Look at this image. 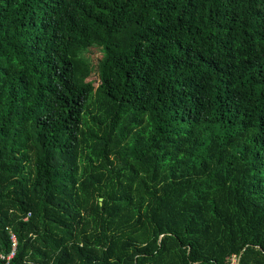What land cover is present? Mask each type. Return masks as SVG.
I'll return each mask as SVG.
<instances>
[{
  "label": "trees",
  "instance_id": "trees-1",
  "mask_svg": "<svg viewBox=\"0 0 264 264\" xmlns=\"http://www.w3.org/2000/svg\"><path fill=\"white\" fill-rule=\"evenodd\" d=\"M10 234L8 264H264V0H0Z\"/></svg>",
  "mask_w": 264,
  "mask_h": 264
},
{
  "label": "rangeland",
  "instance_id": "rangeland-1",
  "mask_svg": "<svg viewBox=\"0 0 264 264\" xmlns=\"http://www.w3.org/2000/svg\"><path fill=\"white\" fill-rule=\"evenodd\" d=\"M86 56L88 57V59L90 61V65L93 67V71L90 74V76L88 77V79H91L93 81L94 85H97L99 82V79H98V72L95 68H96L98 61L102 57V52L99 48L92 47V48H90V50H88V52L86 53Z\"/></svg>",
  "mask_w": 264,
  "mask_h": 264
},
{
  "label": "built area",
  "instance_id": "built-area-1",
  "mask_svg": "<svg viewBox=\"0 0 264 264\" xmlns=\"http://www.w3.org/2000/svg\"><path fill=\"white\" fill-rule=\"evenodd\" d=\"M9 240H10V243H11L9 252L5 256L0 254V260L4 261L5 264H8L9 260L15 254V251H14L15 250V238H14V236L10 234ZM238 261H239L238 257L236 255H232L230 257V259H228V264H238Z\"/></svg>",
  "mask_w": 264,
  "mask_h": 264
},
{
  "label": "water",
  "instance_id": "water-1",
  "mask_svg": "<svg viewBox=\"0 0 264 264\" xmlns=\"http://www.w3.org/2000/svg\"><path fill=\"white\" fill-rule=\"evenodd\" d=\"M101 201V200H100Z\"/></svg>",
  "mask_w": 264,
  "mask_h": 264
}]
</instances>
